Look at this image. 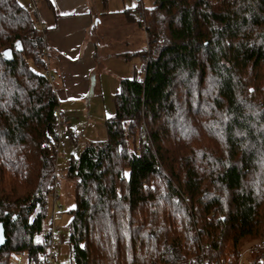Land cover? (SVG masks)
<instances>
[{"label":"trees","instance_id":"1","mask_svg":"<svg viewBox=\"0 0 264 264\" xmlns=\"http://www.w3.org/2000/svg\"><path fill=\"white\" fill-rule=\"evenodd\" d=\"M143 12L147 46L105 139L66 156L69 264H260L238 256L264 238V0H153ZM37 23L0 0V264H34L51 242L59 101Z\"/></svg>","mask_w":264,"mask_h":264},{"label":"crops","instance_id":"2","mask_svg":"<svg viewBox=\"0 0 264 264\" xmlns=\"http://www.w3.org/2000/svg\"><path fill=\"white\" fill-rule=\"evenodd\" d=\"M102 2L103 6H106V0ZM29 5L36 15V22L42 23L44 27L45 41L50 54L53 53L54 56L60 78L57 86L55 85L60 105L68 98H82L89 92L88 95L97 93L93 92L92 87L98 80L96 77L92 79V74L99 72L98 77L100 78L101 71L107 70L109 67L106 57H109L110 54L105 52L103 55L102 50L108 45V30L117 20L122 25L127 24L132 31V37L135 39L133 45L140 38L138 29L131 26L135 18L132 13L126 14L127 9H123L125 10L123 14V10L119 14L106 13L105 10H99L94 0H30ZM132 53V51H128V55ZM113 75L120 80L124 78L116 74ZM100 95H102V91L99 92ZM62 111L72 128V139L68 140L67 144L76 145L79 134L76 133L74 124L63 108ZM58 164L64 170L66 159H60ZM63 183L64 181L61 185Z\"/></svg>","mask_w":264,"mask_h":264},{"label":"rangeland","instance_id":"3","mask_svg":"<svg viewBox=\"0 0 264 264\" xmlns=\"http://www.w3.org/2000/svg\"><path fill=\"white\" fill-rule=\"evenodd\" d=\"M94 1L98 6L99 10H105L106 13L111 12L113 14L115 12V14H119L123 9H127L126 14L132 13L134 15L135 20H133L134 22L132 21L131 26L138 29V33H140V38L133 45V41H135V39H133L132 37V31L128 28L127 24L122 25V23L117 20L108 30V45H106L105 48L102 50L103 55L105 54V52H108V54H110L109 57L106 58L108 59L107 64L111 69L108 67L107 70L101 71L100 78L98 77L99 72H93L92 74V79L96 77L98 80L97 82H95V85L93 84L92 87L93 92L97 93L95 95H88L90 93L89 92L85 95V97H72L65 99L61 103L63 110L68 115L70 121L74 124V129L76 133L79 134L76 145L67 144V141H64L63 146L61 148V153L65 155H68L71 152H79L88 140L105 139V118L114 113V94L120 82V79L115 78L113 74H116L121 78L127 76L131 77L133 75V70L135 69V66L139 67L141 63L140 56L138 54L139 51L144 50V48H146L147 46L145 29L138 23V21L140 20L139 12L140 10H143V7L152 6L153 0H106V6H103V0ZM29 2L30 0H21V3L24 6L31 9ZM125 10L122 11V14ZM135 50L139 51L136 52ZM128 51H132L133 53L128 55ZM114 52L116 53L115 55L113 54ZM50 67V71L55 76L54 86H57L58 82L60 81V78L58 76V71L54 62L53 53H51L50 56ZM101 91L102 95L99 96V92ZM262 187L264 189V185H262L261 188ZM73 188L74 186L72 181L65 180L58 192V202L63 205V218L62 220L58 221L62 226L59 235L63 238V243L56 248V264L70 263L69 246L67 243V210L75 204ZM251 256L246 255L243 260H240L239 255L238 260L247 262L248 260H250ZM12 261L13 264H30L27 262L25 254L12 256Z\"/></svg>","mask_w":264,"mask_h":264},{"label":"built area","instance_id":"4","mask_svg":"<svg viewBox=\"0 0 264 264\" xmlns=\"http://www.w3.org/2000/svg\"><path fill=\"white\" fill-rule=\"evenodd\" d=\"M139 17H144L143 10H140ZM37 27L43 32L44 27L42 23H38ZM44 39H45V34ZM45 54L48 55V50L45 51ZM48 62L50 63L49 59ZM51 68L47 70V75L49 77V80L51 83L54 84L55 82V76L50 71ZM55 119H54V132L57 135V142L55 144L57 149V160H56V177L53 183V192L51 197V206H50V225L48 228V234L50 237V245L48 247L47 253L40 254L34 264H56L55 260L57 257L56 248L63 243V238L60 237L59 232L62 228L60 223L58 221L62 220L63 218V205L58 202L59 200V190L61 187V183L67 179L65 169H61L59 167V160L60 159H66V155L61 153V148L63 146L64 141H68L72 139V128L70 123L67 121V119L63 115V111L61 108L60 103L56 105V107L53 110ZM139 133L142 135L145 133L143 125H140L139 127ZM261 254V263L264 264V239L256 244H252L245 248L240 253V260H243L246 255H256Z\"/></svg>","mask_w":264,"mask_h":264},{"label":"water","instance_id":"5","mask_svg":"<svg viewBox=\"0 0 264 264\" xmlns=\"http://www.w3.org/2000/svg\"><path fill=\"white\" fill-rule=\"evenodd\" d=\"M5 52H8V53H9L8 56H5V55H4L6 58H8V59L12 58L13 53H12V49H11V48H7V49H5V50L3 51V54H4ZM6 240H7V237H6V234H5L4 223H3V221H0V250H1L2 246L5 244Z\"/></svg>","mask_w":264,"mask_h":264},{"label":"snow or ice","instance_id":"6","mask_svg":"<svg viewBox=\"0 0 264 264\" xmlns=\"http://www.w3.org/2000/svg\"><path fill=\"white\" fill-rule=\"evenodd\" d=\"M4 55H5V56H8L9 53H8V52H5ZM125 175H127V173H125ZM37 242H38V243L41 242V241L39 240V238H37Z\"/></svg>","mask_w":264,"mask_h":264}]
</instances>
